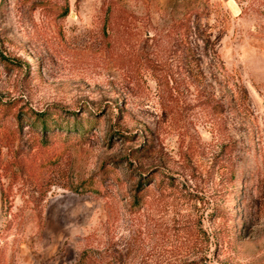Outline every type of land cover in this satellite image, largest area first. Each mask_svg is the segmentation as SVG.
<instances>
[{"label": "rangeland", "instance_id": "obj_1", "mask_svg": "<svg viewBox=\"0 0 264 264\" xmlns=\"http://www.w3.org/2000/svg\"><path fill=\"white\" fill-rule=\"evenodd\" d=\"M0 264H264V0H0Z\"/></svg>", "mask_w": 264, "mask_h": 264}, {"label": "trees", "instance_id": "obj_2", "mask_svg": "<svg viewBox=\"0 0 264 264\" xmlns=\"http://www.w3.org/2000/svg\"><path fill=\"white\" fill-rule=\"evenodd\" d=\"M67 15H68V7L65 6V8L63 9V12H62V16L65 17ZM187 21H188V26H187L188 34L192 33V29H195V28H196L197 33H198L200 28H201V16L197 15L196 11H192L191 15L188 16ZM191 21L193 22L192 27H191ZM138 190H140V188Z\"/></svg>", "mask_w": 264, "mask_h": 264}]
</instances>
